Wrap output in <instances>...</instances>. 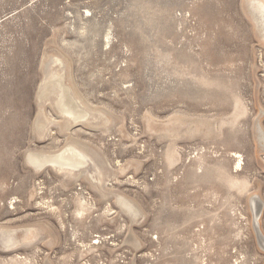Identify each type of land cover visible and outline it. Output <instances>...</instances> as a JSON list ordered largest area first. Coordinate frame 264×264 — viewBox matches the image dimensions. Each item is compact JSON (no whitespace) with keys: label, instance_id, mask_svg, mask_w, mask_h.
<instances>
[{"label":"rangeland","instance_id":"374dc122","mask_svg":"<svg viewBox=\"0 0 264 264\" xmlns=\"http://www.w3.org/2000/svg\"><path fill=\"white\" fill-rule=\"evenodd\" d=\"M253 1L0 0V264H264Z\"/></svg>","mask_w":264,"mask_h":264},{"label":"bare ground","instance_id":"6f19581e","mask_svg":"<svg viewBox=\"0 0 264 264\" xmlns=\"http://www.w3.org/2000/svg\"><path fill=\"white\" fill-rule=\"evenodd\" d=\"M254 3H256V9L258 10L259 14H261L262 16H264V4L262 2L260 3L258 1L257 2H254ZM261 22H263V21H261ZM262 25H263V23H262ZM63 156H64V154H63ZM63 156L62 155L61 156H57L55 158V160H59V161H62V162H69V163H75V162H77L75 160V158H69L70 156H68V157H65V156L63 157ZM76 156H78V155H76ZM32 161L35 162V163H37V164H40L42 162H45L46 160H40L38 158L32 157ZM78 163H79V161H78ZM263 206H264L263 202L258 197L255 196V197H253L251 199V202H250V210H251V213H252V216H253L252 226H253V229H254V231L256 233L257 240L259 242V246H260V248L262 250H264V236L262 235V233L260 231V223H259V221H260L261 213H262V210H263Z\"/></svg>","mask_w":264,"mask_h":264}]
</instances>
